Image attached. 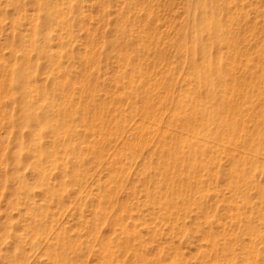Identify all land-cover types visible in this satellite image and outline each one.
I'll return each mask as SVG.
<instances>
[{
	"label": "rangeland",
	"instance_id": "obj_1",
	"mask_svg": "<svg viewBox=\"0 0 264 264\" xmlns=\"http://www.w3.org/2000/svg\"><path fill=\"white\" fill-rule=\"evenodd\" d=\"M0 264H264V0H0Z\"/></svg>",
	"mask_w": 264,
	"mask_h": 264
},
{
	"label": "bare ground",
	"instance_id": "obj_2",
	"mask_svg": "<svg viewBox=\"0 0 264 264\" xmlns=\"http://www.w3.org/2000/svg\"><path fill=\"white\" fill-rule=\"evenodd\" d=\"M27 110H28V109H27ZM27 110H26V111H27ZM28 113H29V112H28ZM26 114H27V113H26Z\"/></svg>",
	"mask_w": 264,
	"mask_h": 264
}]
</instances>
